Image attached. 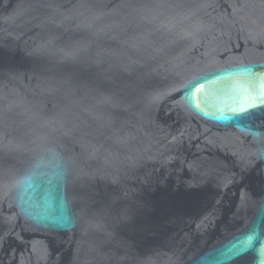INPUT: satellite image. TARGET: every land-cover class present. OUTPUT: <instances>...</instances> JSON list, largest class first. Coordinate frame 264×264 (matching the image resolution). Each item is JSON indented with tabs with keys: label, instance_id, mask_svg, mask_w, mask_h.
Wrapping results in <instances>:
<instances>
[{
	"label": "water",
	"instance_id": "95a60500",
	"mask_svg": "<svg viewBox=\"0 0 264 264\" xmlns=\"http://www.w3.org/2000/svg\"><path fill=\"white\" fill-rule=\"evenodd\" d=\"M0 264H264V0H0Z\"/></svg>",
	"mask_w": 264,
	"mask_h": 264
}]
</instances>
